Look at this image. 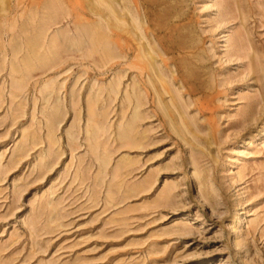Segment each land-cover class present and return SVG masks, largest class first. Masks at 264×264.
Returning a JSON list of instances; mask_svg holds the SVG:
<instances>
[{
    "label": "rangeland",
    "instance_id": "1",
    "mask_svg": "<svg viewBox=\"0 0 264 264\" xmlns=\"http://www.w3.org/2000/svg\"><path fill=\"white\" fill-rule=\"evenodd\" d=\"M104 1L0 0V264H264V0Z\"/></svg>",
    "mask_w": 264,
    "mask_h": 264
},
{
    "label": "bare ground",
    "instance_id": "2",
    "mask_svg": "<svg viewBox=\"0 0 264 264\" xmlns=\"http://www.w3.org/2000/svg\"><path fill=\"white\" fill-rule=\"evenodd\" d=\"M101 1H103V0H101ZM112 1H114V0H112ZM110 2H111V0H110ZM110 2H105V1H104V3H107L105 6L108 7L109 4H110V6H111V3H110ZM115 2H116V1H114V3H115ZM104 3H103V4H104ZM108 3H109V4H108ZM114 3H113V5H114ZM110 6H109V7H110ZM109 7H108V9H109ZM111 7H112V9H113V6H111ZM125 7H126V6H125ZM114 8H116V7H114ZM126 8H127V7H126ZM110 9H111V8H110ZM112 9H111V13H112V11H114V10H112ZM117 9H118V8H117ZM124 10H126V9H124ZM117 11H119V10H117ZM113 13H115V12H113ZM119 14H120V12H119ZM119 14H118V15H119ZM99 15H100V14H99ZM111 15H112V14H111ZM122 15H123V14H122ZM120 16H121V14H120ZM132 16H133V15H132ZM100 17H101V16H100ZM101 18H102V17H101ZM114 18H117V17H114ZM114 18H112V20H114ZM132 18H134V17H132ZM117 20H118V19H116V21H117ZM118 22H119V21H118ZM128 22H129V21H128ZM132 22H133V21H132ZM119 23L122 25L123 22L121 23V20H120ZM132 27H133V26H132ZM136 28H137V27H136ZM136 28H133V30L136 29ZM138 28H139V27H138ZM131 32H132V31H131ZM133 34H134V33H133ZM146 53L148 54L149 51H148V52L146 51ZM150 55H151V54H150ZM150 55H148V56L150 57ZM143 56H144V55H143ZM150 58H151V57H150ZM153 65H154V64H153ZM154 67H155V66H154ZM155 70H156V69H155ZM157 72H158V70H157Z\"/></svg>",
    "mask_w": 264,
    "mask_h": 264
}]
</instances>
